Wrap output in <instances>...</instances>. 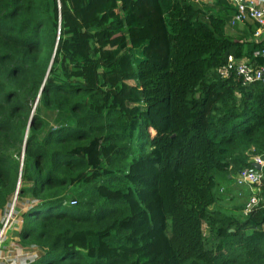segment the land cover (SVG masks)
Returning a JSON list of instances; mask_svg holds the SVG:
<instances>
[{
    "label": "trees",
    "instance_id": "obj_1",
    "mask_svg": "<svg viewBox=\"0 0 264 264\" xmlns=\"http://www.w3.org/2000/svg\"><path fill=\"white\" fill-rule=\"evenodd\" d=\"M234 12L0 0V214L28 185L27 264H264V167L258 192L235 181L264 157V85L219 74L229 56L264 67V39L232 37Z\"/></svg>",
    "mask_w": 264,
    "mask_h": 264
},
{
    "label": "built area",
    "instance_id": "obj_2",
    "mask_svg": "<svg viewBox=\"0 0 264 264\" xmlns=\"http://www.w3.org/2000/svg\"><path fill=\"white\" fill-rule=\"evenodd\" d=\"M209 1L212 0H199ZM230 6L235 9V12L231 15L229 20L230 26H244L248 23L256 25V29L248 41L259 42L263 41L264 36V0H226ZM253 59H264V47L259 50L253 51ZM219 74L222 78H228L234 75L241 85L248 86L253 83H261L264 85V67L257 65L254 60L243 58L235 59L232 56L227 58V62L224 67L219 70ZM253 163L260 167V171L255 169H245L241 171L236 177L235 181L237 185H251L253 191L258 192L263 179L261 169L264 167V157H254ZM258 199L252 196L246 204L244 213L246 214L258 204ZM25 259L16 261L19 264H23ZM30 262V261H29Z\"/></svg>",
    "mask_w": 264,
    "mask_h": 264
},
{
    "label": "rangeland",
    "instance_id": "obj_3",
    "mask_svg": "<svg viewBox=\"0 0 264 264\" xmlns=\"http://www.w3.org/2000/svg\"><path fill=\"white\" fill-rule=\"evenodd\" d=\"M241 30H237V33L231 32L233 33L232 37H240ZM228 31L230 30L228 29ZM48 52L49 51L47 50L45 53V49L43 51L44 54H47ZM32 113L33 109L31 111V114ZM27 186L28 185L23 184L21 181L17 182L18 190ZM18 190H16L17 194ZM16 193L5 213L0 214V264H15L16 261L21 259H25L23 264H27L32 260L36 261L42 254V252L36 247L23 249L19 244L17 233L19 232L22 222L21 216L26 210H28V207L33 206V203L30 196L27 195L23 198H19ZM67 243L69 245H76L73 241H67ZM17 264L19 263L17 262Z\"/></svg>",
    "mask_w": 264,
    "mask_h": 264
},
{
    "label": "water",
    "instance_id": "obj_4",
    "mask_svg": "<svg viewBox=\"0 0 264 264\" xmlns=\"http://www.w3.org/2000/svg\"><path fill=\"white\" fill-rule=\"evenodd\" d=\"M55 46H56V45H55ZM53 56H54V53H53V55H52V58H53ZM52 58H51V60H52ZM50 64H51V61H50ZM49 66H50V65H49ZM31 119H32V114H31V116H30V120H29V123H28V127L31 125ZM24 151H25V143H24V145H23L22 157H23V152H24ZM21 161H22V158H21ZM253 167H254L255 170L260 171V167H259L258 165L254 164ZM16 194H17V193H16Z\"/></svg>",
    "mask_w": 264,
    "mask_h": 264
},
{
    "label": "crops",
    "instance_id": "obj_5",
    "mask_svg": "<svg viewBox=\"0 0 264 264\" xmlns=\"http://www.w3.org/2000/svg\"><path fill=\"white\" fill-rule=\"evenodd\" d=\"M238 30L240 29H244V26H239L238 28H237ZM243 36V35H242ZM262 39H264V36L262 37ZM22 253H23V251H22ZM28 254V253H27ZM30 255H32V254H30ZM23 258V257H22Z\"/></svg>",
    "mask_w": 264,
    "mask_h": 264
}]
</instances>
